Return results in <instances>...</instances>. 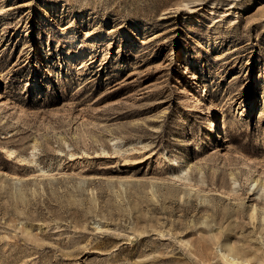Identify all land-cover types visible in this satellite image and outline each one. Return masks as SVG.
<instances>
[{
    "label": "rangeland",
    "instance_id": "obj_1",
    "mask_svg": "<svg viewBox=\"0 0 264 264\" xmlns=\"http://www.w3.org/2000/svg\"><path fill=\"white\" fill-rule=\"evenodd\" d=\"M257 178L264 0H0V264H264Z\"/></svg>",
    "mask_w": 264,
    "mask_h": 264
},
{
    "label": "bare ground",
    "instance_id": "obj_2",
    "mask_svg": "<svg viewBox=\"0 0 264 264\" xmlns=\"http://www.w3.org/2000/svg\"><path fill=\"white\" fill-rule=\"evenodd\" d=\"M81 63L83 64V63H84V60H82ZM48 78H49V76L46 75V79H48ZM55 87H56V86H55ZM215 124H216V123H215L214 121H212V125L215 126ZM182 159L185 161V158H182ZM176 160H177V159H176ZM182 171L185 172L186 170L183 169ZM172 176H173V178H176V179H178V180H182L181 176H180L179 174H177V173H172ZM252 186H253V187H254V186H257V187H259L261 190H264V183H260L258 178L253 180ZM253 211H255V210H253ZM252 215L254 216V212H253Z\"/></svg>",
    "mask_w": 264,
    "mask_h": 264
}]
</instances>
